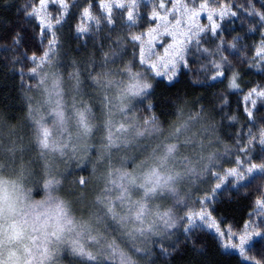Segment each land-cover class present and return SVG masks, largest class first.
Instances as JSON below:
<instances>
[{
    "label": "clouds",
    "instance_id": "obj_1",
    "mask_svg": "<svg viewBox=\"0 0 264 264\" xmlns=\"http://www.w3.org/2000/svg\"><path fill=\"white\" fill-rule=\"evenodd\" d=\"M162 13L155 31L173 35L180 20L166 3ZM134 39L109 34L99 57L69 52L64 63L54 37L13 108L0 106V264H149L229 149L203 100L158 110L149 58L121 55ZM256 208L264 215V195Z\"/></svg>",
    "mask_w": 264,
    "mask_h": 264
},
{
    "label": "rangeland",
    "instance_id": "obj_2",
    "mask_svg": "<svg viewBox=\"0 0 264 264\" xmlns=\"http://www.w3.org/2000/svg\"><path fill=\"white\" fill-rule=\"evenodd\" d=\"M73 1V0H72ZM257 0H160L159 8H156L157 0H108L96 6L89 7L83 14L79 26L78 35L95 37L103 26L109 28L113 25V18L118 13L122 15L125 31L131 32L135 39L134 54L141 59L149 58L150 75L152 79H162L173 81L181 69L191 72L193 65L188 64L192 55L205 56V63L201 70L206 74L213 72L214 78L221 76V70L225 65H241L246 61V53L237 44V39H231V30L234 25H241L247 33L261 30L264 35V17L258 10ZM71 0H24V18H32L38 26L36 35V51L31 56H23L19 65L23 84L30 79L26 74V69L32 63L33 57H38L46 48L51 47L49 43L53 38L54 30L60 25L68 12ZM167 4L172 10V15L168 17L173 23L180 20L179 30L173 35L160 36L156 31L159 24L162 10ZM175 5V9H173ZM142 15H145L148 23L144 31H138L137 26ZM131 17V19H129ZM198 17L196 27L190 26V21ZM203 31H200V28ZM213 52L209 56L204 49ZM225 54L226 59H221L215 49ZM253 61H264V42L255 50ZM183 56V59L180 57ZM221 64L217 69L212 61ZM258 60V61H257ZM262 61V62H261ZM264 63V62H263ZM263 65V64H262ZM262 94L254 89L248 92L243 99L244 112L251 119L256 111ZM264 127L261 126L254 131V137L250 134L245 136L243 144L236 141L235 148H229L227 152L219 157V163L214 166L213 171L200 181L193 190L189 201L184 206L186 212L181 210L183 219L179 221L178 227L169 233L162 240L155 241L153 252L155 255L166 257L175 248L177 239H187L192 233L206 231L214 236L219 245L223 244L219 234L208 227L210 208L214 197L224 190H235L241 187H251L255 191L257 199L264 195V167L259 160L251 162L244 158L245 148L261 146L264 148ZM242 141V139H240ZM239 140V141H240ZM224 162V163H223ZM260 208L252 212L246 225L234 231L231 236L233 243H239V236L245 232L251 233L243 245V255L240 249L225 246L226 253L237 254L245 263L251 264L255 259L264 258V215H259ZM205 213L197 215V213ZM191 213V217H189ZM219 225V224H218ZM225 238L228 236V229H223ZM224 245V244H223ZM153 256L149 264H153Z\"/></svg>",
    "mask_w": 264,
    "mask_h": 264
},
{
    "label": "trees",
    "instance_id": "obj_3",
    "mask_svg": "<svg viewBox=\"0 0 264 264\" xmlns=\"http://www.w3.org/2000/svg\"><path fill=\"white\" fill-rule=\"evenodd\" d=\"M105 1L108 0H71L66 16L54 30L55 37L61 40L58 48L64 63L69 52L79 55L81 52L87 54L93 50L96 57H99L101 50L108 44L109 34L126 32L122 15L118 13L113 18V25L109 28L103 26L94 38L73 33L72 26L78 28L84 12L89 7ZM256 3L264 17V0H257ZM23 10L24 0H0V106L7 105L9 109L13 108L19 96L18 87L23 85L19 68L21 61L26 59L23 56H31L36 51L38 26L32 18L29 20L24 18ZM147 25L145 15H142L137 30L144 31ZM231 34V39H237L239 47L245 50L247 58L245 62L241 65H225L221 70V76L212 79L213 72L206 74L201 70L205 56L192 55L188 64L193 65L194 70L189 72L181 69L172 84L158 79L154 95L158 110L165 114L185 97L190 100L197 98L203 100L205 107L211 106L213 117L219 121L221 138L229 144V148L234 149L236 141L244 147L243 138L249 134L254 137V131L261 126L264 127V61H261L263 65L260 62L256 65L253 61L255 50L264 42V35L259 29L247 33L241 25H234ZM70 37L78 42L79 47L69 43ZM130 50L134 54L132 42L121 55H129ZM254 89L259 90L262 96L250 119L244 112L243 99ZM223 101L226 103H222ZM231 116H235L236 120L230 121ZM243 154L244 158L251 162L259 160L264 164V148L261 146L245 148ZM253 190L245 186L220 191L214 197L210 214L221 228L238 231L246 225L253 212V202L257 199ZM219 246L217 239L210 233L197 231L187 239H177L175 248L166 257L159 258L157 254L154 255L156 259L153 260V264H247L237 254L221 251Z\"/></svg>",
    "mask_w": 264,
    "mask_h": 264
},
{
    "label": "snow or ice",
    "instance_id": "obj_4",
    "mask_svg": "<svg viewBox=\"0 0 264 264\" xmlns=\"http://www.w3.org/2000/svg\"><path fill=\"white\" fill-rule=\"evenodd\" d=\"M257 203L259 204L260 201L258 200ZM205 213L201 212V213H197V215H204ZM191 213H189V217H191ZM208 227L210 228H213L220 236V239L222 241V243L225 245V246H230V247H233V248H238L240 249V253L241 255H243V245L246 241V239L248 238L249 235H251V233H248V232H245L243 234H241L239 236V243H233V241L231 240V236L234 234L231 232V229H228V236L227 238H225V233L224 231L222 230L221 226L218 225V223L216 222L215 219H212L210 217L209 219V223H208Z\"/></svg>",
    "mask_w": 264,
    "mask_h": 264
}]
</instances>
